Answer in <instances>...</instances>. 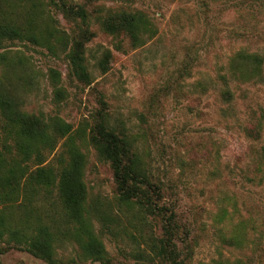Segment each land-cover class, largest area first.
I'll return each mask as SVG.
<instances>
[{
  "label": "rangeland",
  "instance_id": "obj_1",
  "mask_svg": "<svg viewBox=\"0 0 264 264\" xmlns=\"http://www.w3.org/2000/svg\"><path fill=\"white\" fill-rule=\"evenodd\" d=\"M42 1L41 30L53 26L55 35L49 45L7 42L0 54L10 66L0 63V77L25 110L60 117L77 131L93 228L112 261L170 264L154 246L162 216L119 202L111 163L91 141L102 119L130 137L160 185L159 204L174 210L188 242V249L179 242L187 264H264V73L243 81L231 68L240 51L264 54V0H67L85 7L87 24ZM4 4L28 18L30 2ZM121 11L143 15L149 29L140 44L105 28L104 19ZM82 30L90 83L75 76L67 57ZM64 141L45 152L46 166L59 171ZM20 202L0 205L8 227L21 219ZM31 203L33 220L56 233V264H100L73 237L56 188ZM8 239V232L0 239V264H49Z\"/></svg>",
  "mask_w": 264,
  "mask_h": 264
},
{
  "label": "trees",
  "instance_id": "obj_2",
  "mask_svg": "<svg viewBox=\"0 0 264 264\" xmlns=\"http://www.w3.org/2000/svg\"><path fill=\"white\" fill-rule=\"evenodd\" d=\"M5 1L0 0V48L16 40L50 44L49 37L55 35L57 29L47 25L46 30H41L38 16L43 12L42 0H20L31 3L30 8L26 7V19L14 16ZM48 3L87 24L88 13L83 5L73 8L67 0H48ZM103 23L110 33H125L135 45L141 43L143 34L149 29L138 11L109 15ZM88 38L87 31L82 30L78 37L72 38V47L67 53L72 72L85 83L91 82L84 56ZM0 63L5 68L10 66L5 52L0 54ZM105 64L102 63L103 66ZM231 68L233 74L243 81L262 76L264 54L240 51L233 58ZM52 72L58 82V72ZM229 93V90L223 92ZM253 130L259 134V129ZM76 134L72 125L60 117L47 119L43 113L25 110L8 91L5 77H0V205L10 209L14 206L12 203L21 200L20 206L23 207L18 224L9 227L8 216L3 208L0 209V239L8 232L9 247L25 249L49 264H56V233L39 219L33 220L31 208L34 196L47 197L56 188L65 220L73 225L72 235L80 243L83 254L100 264H116L93 228L84 181L86 156L77 143ZM60 138H65V141L64 149L58 155L61 167L57 171L44 163L45 152L55 150ZM91 141L99 154L111 163L119 202L128 206L138 205L164 219L162 237L154 244L158 256L170 264H187V254L182 256L186 250L179 243L188 249V242L182 238L184 231L175 219L174 210L168 214V209L159 204L161 187L142 164L135 143L125 132H118L108 125L105 119L97 123Z\"/></svg>",
  "mask_w": 264,
  "mask_h": 264
}]
</instances>
